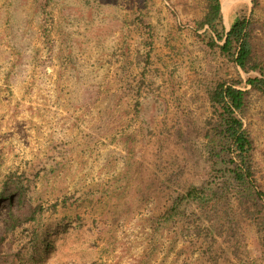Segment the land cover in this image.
<instances>
[{"label":"rangeland","instance_id":"1","mask_svg":"<svg viewBox=\"0 0 264 264\" xmlns=\"http://www.w3.org/2000/svg\"><path fill=\"white\" fill-rule=\"evenodd\" d=\"M223 3L227 32L252 21L264 65V0ZM207 6L0 0V184L25 174L45 209L0 244V264H264V214L249 218L238 196L213 217L227 225L215 240L196 206L160 219L187 185L210 177L207 91L220 82L250 91L243 121L264 190V94L196 30Z\"/></svg>","mask_w":264,"mask_h":264},{"label":"trees","instance_id":"2","mask_svg":"<svg viewBox=\"0 0 264 264\" xmlns=\"http://www.w3.org/2000/svg\"><path fill=\"white\" fill-rule=\"evenodd\" d=\"M252 3L255 9L259 0H252ZM196 26L197 31L206 30L210 35L208 46L211 49H219L249 75L247 86L264 94V65L254 57L252 21L238 19L227 32L221 0H208L207 12ZM255 73L260 76H253ZM240 86L241 81L237 80L220 82L208 89L214 112L206 134L209 147L206 166L211 171L210 177L199 185H187L160 218L170 222L182 214L185 207L196 206L201 212L200 217L210 221L211 228L206 233L207 237L213 236V240L215 234L222 237L227 227L223 219L217 217L218 220H214L213 217L227 212L232 196H238L244 205L247 204L245 212L249 218L264 214V190L259 187L253 168L255 143L243 121L250 91ZM28 182L25 174L11 173L0 184V244L34 226L38 222L37 216L45 210L41 205L34 207ZM6 201L9 202L7 212L4 210ZM253 201L257 203L255 213H251L249 206ZM53 208L57 209V205ZM227 220L232 225L230 219ZM230 228H237L236 223ZM260 234L264 243V232L261 230Z\"/></svg>","mask_w":264,"mask_h":264},{"label":"bare ground","instance_id":"3","mask_svg":"<svg viewBox=\"0 0 264 264\" xmlns=\"http://www.w3.org/2000/svg\"><path fill=\"white\" fill-rule=\"evenodd\" d=\"M223 4H224V7H225V0H224V3H223ZM225 8H226V7H225ZM224 11H225V10H224Z\"/></svg>","mask_w":264,"mask_h":264}]
</instances>
